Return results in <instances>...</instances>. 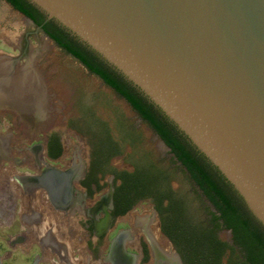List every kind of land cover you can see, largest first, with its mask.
<instances>
[{"label":"flooded vegetation","instance_id":"obj_1","mask_svg":"<svg viewBox=\"0 0 264 264\" xmlns=\"http://www.w3.org/2000/svg\"><path fill=\"white\" fill-rule=\"evenodd\" d=\"M9 46L18 54L0 55V264H188L167 233L177 224L171 196L186 200L194 225L226 244L222 264L240 251L163 139L169 159L148 147L125 111L111 108L106 117L86 96L77 102L78 118L55 125L45 85L23 88L24 81L9 79L32 67L29 40ZM138 172L154 179L156 195L137 199ZM24 209L33 215H19Z\"/></svg>","mask_w":264,"mask_h":264},{"label":"water","instance_id":"obj_2","mask_svg":"<svg viewBox=\"0 0 264 264\" xmlns=\"http://www.w3.org/2000/svg\"><path fill=\"white\" fill-rule=\"evenodd\" d=\"M26 1L159 108L264 227V0ZM21 70L9 79L33 77Z\"/></svg>","mask_w":264,"mask_h":264},{"label":"trees","instance_id":"obj_3","mask_svg":"<svg viewBox=\"0 0 264 264\" xmlns=\"http://www.w3.org/2000/svg\"><path fill=\"white\" fill-rule=\"evenodd\" d=\"M17 10L42 25L47 34L67 54L80 61L89 71L125 98L139 116L146 121L172 149L178 160L188 169L196 184L220 212V218L230 228L240 251L232 249L226 264H264V229L252 218L243 198L231 183L208 161L204 154L190 145L189 138L135 87L108 68L91 50L45 16L26 0H7ZM127 139V138H126ZM132 177V176H131ZM137 199L145 194L156 195L154 179L141 173L133 176ZM132 179V178H131ZM132 179V180H133ZM176 219L175 229L167 233L175 242L188 264H222L227 246L202 227L194 225L186 200L170 197V209Z\"/></svg>","mask_w":264,"mask_h":264},{"label":"rangeland","instance_id":"obj_4","mask_svg":"<svg viewBox=\"0 0 264 264\" xmlns=\"http://www.w3.org/2000/svg\"><path fill=\"white\" fill-rule=\"evenodd\" d=\"M24 39L30 43V56L34 57L32 66L45 79L50 104L48 119L54 120L55 125L65 126L68 121L78 118L77 102L80 96H86L94 109L106 117H111V108L125 111L145 132L148 147L150 145L158 155L167 152L154 131L120 97L64 50L49 42L41 32H36V27L12 10L4 0H0V55L16 56L18 53L9 45ZM76 136L75 132L68 134L70 141L83 146L84 142Z\"/></svg>","mask_w":264,"mask_h":264},{"label":"crops","instance_id":"obj_5","mask_svg":"<svg viewBox=\"0 0 264 264\" xmlns=\"http://www.w3.org/2000/svg\"><path fill=\"white\" fill-rule=\"evenodd\" d=\"M33 58L34 57H32L31 61L33 60ZM32 62L30 63L31 65H32ZM33 65H34V62H33ZM33 68H34L33 77L25 80L24 81L25 85H27V86L31 85V88H38L39 85L37 83H39V82H41L42 86L45 85V83L43 82V78H42L43 76L39 75V73L37 74L35 67H33ZM45 88H46V85H45ZM18 214L25 218L26 216H28V217L32 216L33 212L31 213L30 211L24 209V210H22V212H18Z\"/></svg>","mask_w":264,"mask_h":264}]
</instances>
